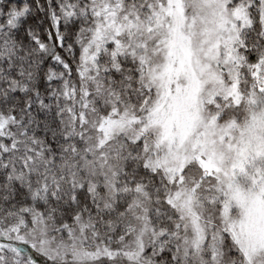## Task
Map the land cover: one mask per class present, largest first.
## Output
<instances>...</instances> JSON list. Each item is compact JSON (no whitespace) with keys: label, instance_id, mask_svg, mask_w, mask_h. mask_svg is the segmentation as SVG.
Wrapping results in <instances>:
<instances>
[{"label":"snow or ice","instance_id":"obj_1","mask_svg":"<svg viewBox=\"0 0 264 264\" xmlns=\"http://www.w3.org/2000/svg\"><path fill=\"white\" fill-rule=\"evenodd\" d=\"M0 264H264V0H0Z\"/></svg>","mask_w":264,"mask_h":264}]
</instances>
